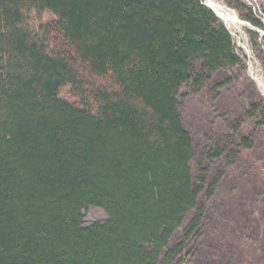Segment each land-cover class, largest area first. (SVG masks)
Segmentation results:
<instances>
[{
  "label": "trees",
  "instance_id": "16d2710c",
  "mask_svg": "<svg viewBox=\"0 0 264 264\" xmlns=\"http://www.w3.org/2000/svg\"><path fill=\"white\" fill-rule=\"evenodd\" d=\"M239 61L203 0H0V264L181 255L202 211L180 92Z\"/></svg>",
  "mask_w": 264,
  "mask_h": 264
},
{
  "label": "rangeland",
  "instance_id": "374dc122",
  "mask_svg": "<svg viewBox=\"0 0 264 264\" xmlns=\"http://www.w3.org/2000/svg\"><path fill=\"white\" fill-rule=\"evenodd\" d=\"M216 1L245 22L228 28L240 61L181 89L180 113L194 143L192 174L201 191L202 219L183 253L166 261L163 253L159 263L264 264V26L245 19L235 5L251 6L264 25V0ZM55 18L48 11L41 17L32 13L34 26ZM107 218L99 205L84 211L86 224Z\"/></svg>",
  "mask_w": 264,
  "mask_h": 264
},
{
  "label": "bare ground",
  "instance_id": "6f19581e",
  "mask_svg": "<svg viewBox=\"0 0 264 264\" xmlns=\"http://www.w3.org/2000/svg\"><path fill=\"white\" fill-rule=\"evenodd\" d=\"M207 5L214 10L216 15L225 21L227 28H239L240 24H245L235 13L227 9L223 4L216 0H206Z\"/></svg>",
  "mask_w": 264,
  "mask_h": 264
}]
</instances>
